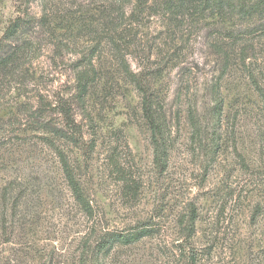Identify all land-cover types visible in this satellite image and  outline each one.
<instances>
[{
  "label": "rangeland",
  "instance_id": "374dc122",
  "mask_svg": "<svg viewBox=\"0 0 264 264\" xmlns=\"http://www.w3.org/2000/svg\"><path fill=\"white\" fill-rule=\"evenodd\" d=\"M136 1H118L126 8L118 22L127 33L120 39L122 55L134 71L168 64L157 83L173 129L168 170L160 174L154 165L141 98L108 44L107 31L85 32L110 2L63 1L80 16L75 53L60 56L54 43L42 37L38 56L23 62L33 81L21 89L27 91L28 108L37 95L72 102L86 141L97 138L96 148L82 157V179L96 216L81 210L56 153L32 138L33 132L0 139V264H264V101L258 89H264V26L257 25L264 17V0L254 19L243 22L245 39L235 46L220 35L215 19L174 37L160 15L150 16L149 10L132 15ZM25 8V0H0V38ZM31 10L40 15L42 5L33 3ZM98 28L101 33L102 26ZM99 40L94 61L100 78L87 104L91 121L75 101L73 64L91 54ZM228 45L230 65L223 75L220 50ZM12 84L0 93L1 106L13 107L20 98ZM218 85L225 104L222 145L213 155L194 136L189 115L194 112L201 119L204 144H209L213 88ZM29 115L23 114V123ZM125 177L138 183L137 200L124 194ZM16 179L21 184L13 183ZM191 204L197 222L189 237L184 216L191 213ZM136 227L153 231L134 244L97 254L95 241L102 234Z\"/></svg>",
  "mask_w": 264,
  "mask_h": 264
},
{
  "label": "trees",
  "instance_id": "16d2710c",
  "mask_svg": "<svg viewBox=\"0 0 264 264\" xmlns=\"http://www.w3.org/2000/svg\"><path fill=\"white\" fill-rule=\"evenodd\" d=\"M63 1H69L74 5L76 0H25L26 8L22 14H18L10 20L9 25L0 38V93L14 86L19 90L13 107L1 106L0 96V139H6L12 134L15 137L28 131L33 132L32 138L41 140L45 145L51 148L57 155L64 178L72 192V195L81 208L89 217H95V207L88 195L82 179V157H87L97 146V138L93 137L90 141L84 138L83 127L78 123L74 114L73 103L65 100L59 102H50L47 97L37 95V102L31 103L28 108L25 88L33 79L30 75V69L25 68L24 60H34L37 56V48L42 44V37L54 43L55 53L60 56L75 53V42L77 34L75 31L81 30L80 16L73 10H68ZM110 5L108 9L100 11L98 19H93L86 28L87 33L107 35L110 37L108 44L111 49L118 52L123 67L130 84L134 85L141 98L142 117L146 121L150 133L151 143L154 152V165L160 174L168 170L170 155L173 148V129L168 119L167 112L164 109V98L162 97L157 83L163 77L165 66H157L152 69L134 71L128 64L125 55H122L123 37L126 30L122 29L119 20L126 15V8L118 5L124 4L126 0H108ZM119 1V2H118ZM132 1V0H130ZM261 0H137L136 9L132 15L139 12V15L148 11L151 15H160L168 21V27L174 31V37L189 26L200 24L210 19H215L219 24L220 35L225 40H230L231 46L244 40L242 37L243 23L245 20L254 19V13L260 9ZM39 3L42 5V14L32 13L31 5ZM112 7V8H111ZM131 16V15H130ZM95 20V21H94ZM91 21V20H90ZM258 26H264V17L259 19ZM102 26V34L98 32V27ZM106 29V30H105ZM67 31H70L67 35ZM101 31V29H100ZM86 33V34H87ZM102 37L100 36V39ZM44 39V38H42ZM103 40L97 42L100 45H94L91 48V54L74 62L73 71L76 84L75 101L81 107L84 115L93 120L88 109V99L92 87L99 81L100 69L94 61V57L99 54ZM126 45H130L127 44ZM100 46V47H99ZM177 49L178 46H176ZM228 46L221 47L220 53L223 55L224 70L226 75L230 65V53ZM174 57L168 58L172 61ZM245 60V59H244ZM176 65V64H175ZM259 92L264 101V89L259 87ZM29 92V91H28ZM32 92V91H31ZM215 106L211 118L212 132L209 134V144H204L203 128L201 119L190 112V119L193 125V134L200 139L202 148H209V152L216 155L221 148L222 132L221 122L224 110V99L220 92L219 85L213 88ZM24 97V100L22 98ZM30 112L27 124L22 122L23 114ZM94 135L95 130H92ZM203 143V144H202ZM206 143V142H205ZM73 146L68 152L67 147ZM244 163V162H243ZM13 183L21 184L19 179ZM123 191L128 200H137L141 189L138 183L131 178H123ZM22 195V194H21ZM21 198L18 196L16 201ZM191 213L184 216L187 219L186 228L191 229V237L196 229L197 210L194 204H191ZM95 227V226H94ZM153 230L150 228H138L133 231H112L102 234L95 241V250L98 253H111L119 245L134 244L143 237L150 235ZM92 251V250H91ZM102 264V263H99Z\"/></svg>",
  "mask_w": 264,
  "mask_h": 264
}]
</instances>
